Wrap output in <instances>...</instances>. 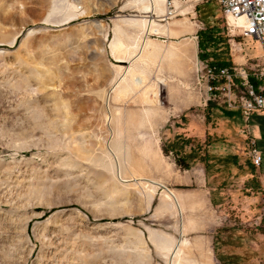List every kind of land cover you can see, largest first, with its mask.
I'll list each match as a JSON object with an SVG mask.
<instances>
[{"label": "rangeland", "instance_id": "obj_1", "mask_svg": "<svg viewBox=\"0 0 264 264\" xmlns=\"http://www.w3.org/2000/svg\"><path fill=\"white\" fill-rule=\"evenodd\" d=\"M146 4L0 0V264H264V140L256 167L245 120L227 130L201 111L230 107L211 63L264 55L237 32L230 44L216 0ZM189 112L214 129L180 145L222 192L206 241L204 210L179 213L157 186L170 180L172 122ZM249 122L264 124V112Z\"/></svg>", "mask_w": 264, "mask_h": 264}, {"label": "crops", "instance_id": "obj_2", "mask_svg": "<svg viewBox=\"0 0 264 264\" xmlns=\"http://www.w3.org/2000/svg\"><path fill=\"white\" fill-rule=\"evenodd\" d=\"M264 60V59H262ZM208 102V101H207ZM214 115L218 118L220 115L223 127L227 130H231L233 126L242 125V115L236 107L230 106L229 108L218 106L213 101H209V104L201 109L202 113ZM262 114V112L254 113L252 116ZM195 113L189 112L182 114L181 117L173 120L172 122V133L167 136V141L170 144L167 147V158L169 159V182L161 183L157 186L171 189L174 195L178 198L180 204H182L187 210L196 207L203 209V218L201 226L202 239L206 241L209 238V234L206 231H214L216 228L217 219H219L218 206L221 201V191H218L217 187L209 183V178L205 175V165L200 162H192L188 155V151H184L180 145H185L187 141H183L185 138L192 137L197 142L204 141L208 134L214 132L211 126L209 128L212 131H208L206 121L204 119H197ZM205 118V115L202 114ZM201 120V121H200ZM230 120V121H227ZM232 122V124H231ZM248 132L253 135L257 140H264V124L260 122H246L243 126ZM183 143V144H182ZM179 147H176L178 146ZM191 146V145H190ZM179 148V149H178ZM190 148V147H189ZM259 151L260 148H257ZM264 169V167H263ZM264 177V173L259 175V178ZM215 200L218 205L215 204ZM216 207V208H215Z\"/></svg>", "mask_w": 264, "mask_h": 264}, {"label": "built area", "instance_id": "obj_3", "mask_svg": "<svg viewBox=\"0 0 264 264\" xmlns=\"http://www.w3.org/2000/svg\"><path fill=\"white\" fill-rule=\"evenodd\" d=\"M183 2H199L205 0H181ZM225 18L227 35L230 44L234 45V32L250 40L257 41L264 55V0H216ZM168 13L173 9L169 5ZM242 50V47H239ZM253 64L232 63L229 67L207 69L208 76L217 81L219 78L226 83L227 104L236 107L243 120L248 122L251 115L264 112V60L258 61L257 57H249ZM237 64V65H235ZM224 88V89H225ZM216 85H208L213 98ZM246 145L252 165L258 167L262 163L261 152L257 149L256 139L245 129Z\"/></svg>", "mask_w": 264, "mask_h": 264}, {"label": "bare ground", "instance_id": "obj_4", "mask_svg": "<svg viewBox=\"0 0 264 264\" xmlns=\"http://www.w3.org/2000/svg\"><path fill=\"white\" fill-rule=\"evenodd\" d=\"M162 2V0H148V4H146V5H144V8H145V10H147V11H150V12H154L155 11V9H156V7L160 4ZM167 2V1H166ZM189 4V3H188ZM74 8H76L77 6L76 5H72ZM190 6V5H189ZM76 10V9H75ZM168 13V12H167ZM175 13V12H174ZM174 13H172V14H174ZM151 21H153V20H151V19H148L147 20V24H146V26H145V30H146V33H147V31L149 30V28H151L150 26H151ZM142 38H143V36H142ZM141 38V39H142ZM146 36H145V38H143L142 39V41H141V48L143 49V48H145V49H147V46L146 45H148L149 43H147L146 44ZM144 50V49H143ZM146 51H148V50H146ZM149 54V53H148ZM127 70H129V69H127ZM125 72V71H124ZM126 73V72H125ZM126 75V74H125ZM123 76H124V74H121V75H118L117 76V78H116V80H114L113 81V83H112V86H111V91H115V90H120L121 88H122V86L123 85H121V81L123 80ZM125 80H126V78H124ZM123 90V89H122ZM111 91H110V93H111ZM119 92V91H118ZM117 92V93H118ZM110 93L109 94H107L106 95V100L108 99L109 100V98H110ZM117 96V95H116ZM116 138H117V136H116ZM124 144V143H123ZM116 145V144H115ZM114 146V145H113ZM118 146V145H117ZM124 147V146H123ZM107 149L111 152V149H110V147L109 146H107ZM119 150V149H118ZM144 150L146 151V148H144ZM112 151H114V150H112ZM114 154H116V153H114ZM115 156V155H114ZM118 163V162H117ZM118 169V168H117ZM118 171H120V170H118ZM148 180V179H147ZM123 181H126V180H123ZM149 182H151V183H154V184H157V183H155V182H153L152 180H148V181H145V183H148L149 184ZM148 197H149V199H151L152 198V195L151 194H148ZM165 198H169V199H171L173 202H174V204L176 205V208L178 209V212L180 213V210H181V204H180V202H179V200H178V198L174 195V192L171 190V189H167V192L165 193V196H164ZM174 205V206H175ZM149 237H150V239H151V241H153V242H158V240H159V235H156V234H154V233H150V235H149ZM182 240V239H181ZM181 240H176V242L174 243V245H173V247H171L172 248V250L171 249H169V251L171 252V255H173L178 249H177V247H178V245H180V243H181ZM172 246V245H171ZM173 258V257H172ZM169 261H171V260H169Z\"/></svg>", "mask_w": 264, "mask_h": 264}, {"label": "trees", "instance_id": "obj_5", "mask_svg": "<svg viewBox=\"0 0 264 264\" xmlns=\"http://www.w3.org/2000/svg\"><path fill=\"white\" fill-rule=\"evenodd\" d=\"M202 44H203V39L201 38V39H199V41H198V45H199V47H201L202 46ZM212 68H214V69H220L221 67H229V64L228 63H217V64H213V63H211V65H210ZM209 104V101L207 102V105Z\"/></svg>", "mask_w": 264, "mask_h": 264}]
</instances>
